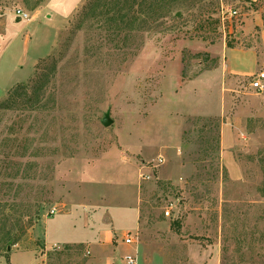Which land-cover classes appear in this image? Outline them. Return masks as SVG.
Returning a JSON list of instances; mask_svg holds the SVG:
<instances>
[{"label": "rangeland", "instance_id": "1", "mask_svg": "<svg viewBox=\"0 0 264 264\" xmlns=\"http://www.w3.org/2000/svg\"><path fill=\"white\" fill-rule=\"evenodd\" d=\"M79 1L0 0V264H264V0Z\"/></svg>", "mask_w": 264, "mask_h": 264}, {"label": "built area", "instance_id": "2", "mask_svg": "<svg viewBox=\"0 0 264 264\" xmlns=\"http://www.w3.org/2000/svg\"><path fill=\"white\" fill-rule=\"evenodd\" d=\"M15 16L21 19H29V13L22 8L16 7L14 9ZM236 11H232L230 15H235ZM250 85L255 90H262L264 87V71H260L252 77ZM159 164L162 163V159H158ZM173 208L172 204L167 205L165 209V215L169 216ZM116 241L122 245L128 247V251L123 253L120 257V261L111 264H137V252L136 248L139 242V235L137 232L125 231L120 236L116 237Z\"/></svg>", "mask_w": 264, "mask_h": 264}, {"label": "crops", "instance_id": "3", "mask_svg": "<svg viewBox=\"0 0 264 264\" xmlns=\"http://www.w3.org/2000/svg\"><path fill=\"white\" fill-rule=\"evenodd\" d=\"M47 1L48 0H44V18L46 19V21H45L46 23H50L54 19L53 17L55 15H54L52 9H50V7L47 5ZM84 1L85 0H80L79 2H77L76 4H74V7H73V10L71 11V14L74 13L76 11V9H78L81 6V4L84 3ZM233 71L234 72H237V73H240V74H244V73H247L248 72L247 71V66L244 63L239 62V61H237L236 63L233 64ZM200 76L201 75H199L197 78H199ZM197 78H195V79H197ZM122 233L123 232H121V233H117L116 232L115 235L113 234L111 236V232L110 231L108 233H107V231H104V232H101V231L97 232L96 231L94 237H97V236L100 237L101 234H105L104 239L106 241L110 242V243L113 242L114 243V247L116 249V251L114 252V256L113 257H111V258L106 257V256L103 257V259H105V261H106V264H111V263H117V262H119L121 255L129 250L128 247H126V246H124L121 243H118L116 241V239H117L116 237H118L116 235H121ZM106 244H108V243H106ZM104 247H106V245ZM106 248H108V247H106ZM99 251L101 253H105L103 251V249H100ZM15 252L16 251H11L10 254L8 255V264H13L11 262V259H12V255L15 254ZM85 264H89V260Z\"/></svg>", "mask_w": 264, "mask_h": 264}, {"label": "water", "instance_id": "4", "mask_svg": "<svg viewBox=\"0 0 264 264\" xmlns=\"http://www.w3.org/2000/svg\"><path fill=\"white\" fill-rule=\"evenodd\" d=\"M103 123H104L105 125L108 124L107 119H104Z\"/></svg>", "mask_w": 264, "mask_h": 264}]
</instances>
